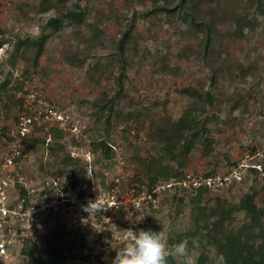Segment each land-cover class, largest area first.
Returning a JSON list of instances; mask_svg holds the SVG:
<instances>
[{"label": "rangeland", "instance_id": "1", "mask_svg": "<svg viewBox=\"0 0 264 264\" xmlns=\"http://www.w3.org/2000/svg\"><path fill=\"white\" fill-rule=\"evenodd\" d=\"M54 1L67 4L68 8L77 2ZM158 1L162 3L164 0ZM43 4L46 5L44 0H0V30L5 33L1 37L12 39L19 34L22 38H37L41 34L40 24L53 14L52 11L40 14V5ZM157 5L153 0L83 1L82 6L89 10L86 22L103 30L100 39L91 41L89 24L79 28L65 26L46 39L45 53L37 67H33L30 50L27 54L30 60L17 62L11 86H22V90L10 92L11 101L0 97V128L6 139L16 131L22 117L39 119L50 109L65 119L62 126H59L60 120L50 119L43 120L41 126L33 124L20 146L24 152L21 163L27 177L28 205L39 209L34 243L41 248H46L50 241L57 243L69 257L67 264H111L116 255L115 248L125 243L117 230L131 228L138 232L146 230V226L153 232H164L169 250L172 245L188 240L189 251L196 257L197 264H214L218 242L238 233L257 248L261 245L255 235L257 229H252L249 216L241 211L239 205L246 194L255 193L257 206L260 209L264 207L262 16H259L253 33L246 31V38L226 36L221 43L226 56L224 66L234 71H238L240 65L251 69L248 75H227L212 90L220 101L215 109L216 118L213 119L209 113L207 119L208 135L214 140L213 151L205 156L201 147L198 148L191 156L186 172L195 178L206 177V173L223 175L244 161L260 164L263 171L256 174L251 169L242 183L221 193L207 192L197 203L193 202L197 190L185 189L181 185L169 188L157 194L158 204L144 203L142 210L134 212L129 193L132 190L141 193L153 191L141 185L143 177L136 161V158L150 161L158 157L157 146L148 138L149 126L164 115L177 120L190 106L191 100L179 94L178 90L188 86L210 89V68L197 54L199 41L183 33L186 23L166 12L141 18L143 13ZM228 6V9L236 8L231 4ZM134 13L137 17L133 19ZM132 20L137 30L133 36L136 50L129 55L124 93L109 122L114 157L108 160L91 151L99 129L106 128L105 117L108 115L99 112L93 102L105 97L112 99L116 93L118 73L114 53L124 26ZM218 28L223 33L230 29V25L219 22ZM186 45H192V49L187 50L190 58H176ZM11 48L12 45L8 44L0 50V61L8 58ZM168 52L173 55L166 56L165 60L163 56ZM71 54L83 59V66L76 67L67 62L65 57ZM164 62L171 69L180 67L178 73L162 72L160 68ZM9 72V66L4 68L0 65V84L7 79ZM240 95H248L249 111L245 114L240 111L230 113L233 101ZM19 99H23L22 109L17 102ZM134 101H138L136 108L142 114L139 125L129 124L124 119ZM164 102H167L165 106H156ZM117 112L121 113L120 120ZM41 127L44 131L40 130ZM51 128L65 131L59 145L47 139L45 144L29 147L38 138L46 137ZM52 147L56 150L53 151ZM68 156L74 164H67ZM22 188L18 184L13 191ZM61 193L71 202L66 203L67 206L60 204L57 212H48L51 202L61 198ZM97 198L105 210L88 218L81 206ZM217 212L224 219L214 227ZM194 239L198 240L199 248L193 249L191 241ZM217 239L219 241H215ZM21 250L16 244L10 258L0 260V264H32ZM168 264H180V258L170 256Z\"/></svg>", "mask_w": 264, "mask_h": 264}, {"label": "trees", "instance_id": "2", "mask_svg": "<svg viewBox=\"0 0 264 264\" xmlns=\"http://www.w3.org/2000/svg\"><path fill=\"white\" fill-rule=\"evenodd\" d=\"M83 1L91 0H77L71 8H68L67 4H60L54 0H44L46 5H40L39 13L44 14L52 11L53 14L46 22L40 24L41 34L37 38H22L17 34L15 38L6 39L1 37L5 33L0 30V48H4L8 44L10 46L12 45V48L8 50V58L0 61V65L4 66V68L6 66L10 67L9 76L0 84V97L4 96V98L11 101L12 92L22 90V86H11V80L17 62L22 59L30 60L27 57L29 50L32 52L31 61L33 67H37L45 53L47 38L59 33L65 26L70 25L79 28L89 24L86 22L89 10L87 6H82ZM153 1L157 2L158 5L152 10L143 13L141 18L147 19L150 16H156L166 12L169 16H176L181 22L186 23V31H183V33L186 32L193 39L195 38L199 41L200 49L197 54L200 55L201 60L210 68L208 78L210 89H205L203 86L199 88L188 86L178 90L177 92L179 94L191 100L190 106L177 120H173L172 117L164 115L149 126L148 138L151 143L157 146L158 157L150 161L143 158H136V161L139 163L143 177L141 185L150 191L155 189L159 184L163 183L166 185L173 180L179 181L180 179L186 178L189 174L186 170L189 166L191 156L199 150L198 148L201 147L205 156L213 151L212 144L214 140L208 135L210 130L207 119H209V113H212L213 119L216 118L215 109L219 106L220 101L217 100L216 93L212 90L227 75L234 74V77H239V74L248 75L251 69V67L246 68L240 65L238 71H234V69L231 70L227 66H224L223 62L226 61V56L221 48V43L226 36L235 39L246 38V31L249 30L253 33L256 30L259 16L264 17V0H164L162 3L158 0ZM229 4L236 8L228 9ZM134 17H137L135 13L133 19ZM219 22L228 23L231 30L228 29L223 33L220 32L218 28ZM88 30L91 32V41L97 42L102 36L103 30L98 26H93L91 22ZM136 31L134 20H132L124 26L121 36L117 41L114 56L118 75L115 78L116 93L114 97L112 99L105 97L104 99L93 102L94 106L99 109V112H106L108 115H106L107 118L105 117V120H107L106 128L99 129V136L92 143L91 151L95 155L101 154L108 160L114 157V146L110 140L109 122L113 118L111 115L114 113L118 100L124 93L125 79L127 78L126 73L129 66V55L136 50L133 42V36ZM189 49H192V45H186L182 50L180 49L181 51L177 53L176 58L180 60L190 58L191 55L187 54V50ZM172 55V52H168L163 58L166 60V56ZM65 58L73 66H83L84 61L77 54L66 55ZM172 68L164 62L160 69L165 73L174 71L177 74L180 67L175 66ZM23 78H25L24 75ZM10 92L12 93L11 95H9ZM246 96L248 97V95H240L233 101L230 107V113L240 111L242 114H245L249 111L250 104ZM17 102H19L20 109H22L23 99H19ZM137 103L138 101H134V105L129 107L130 110L127 116L124 117L129 124L131 122H134L136 125L141 123L140 118L142 114L136 108ZM166 104L167 102H164L163 105H159L158 103L156 106H165ZM120 114V112L116 113L119 120L121 119ZM129 124L127 125L130 126ZM135 129L137 130V127ZM40 130L44 131V127H41ZM88 131L90 132L89 129ZM2 135L5 137L4 133ZM65 135L63 129L51 128L46 133V137L38 138L29 147L35 148L39 144H45L47 139L59 145ZM52 150L55 151L56 149L52 147ZM68 157L69 161H67V164H74L73 159L71 160V157ZM252 172L261 174L257 170H252ZM213 175L217 174L206 173V177ZM207 192L213 193L207 188L198 189L195 198H193V202H199L203 194ZM23 193L25 194V191ZM255 199V193L246 194L241 200L239 208L249 216L252 229H257L255 235L257 240L261 241V245L258 248L252 245L250 243L251 241L242 233L228 236L223 241L215 240L219 241L218 254L224 255L227 264H264V207L260 209ZM218 205L220 206V203ZM231 211L232 209H229V212ZM215 213L216 211H214ZM216 215L218 217L213 223L214 227L221 224L224 219L221 213L217 212ZM149 229V226H146V230ZM21 253L27 256L32 261V264H67L69 259L65 250L59 248L57 243L51 241L48 242L46 248H41L35 243L26 244L22 247ZM72 258L75 259V257Z\"/></svg>", "mask_w": 264, "mask_h": 264}, {"label": "built area", "instance_id": "3", "mask_svg": "<svg viewBox=\"0 0 264 264\" xmlns=\"http://www.w3.org/2000/svg\"><path fill=\"white\" fill-rule=\"evenodd\" d=\"M56 113L48 109L44 116L41 114L42 117H39V119L32 116L22 117L16 131L8 135L9 138L7 139L3 137L0 128V260L9 259L12 254L11 250L16 244H19L22 248L26 243H34L35 241L38 232H36L35 226L38 221L39 209L28 205L29 189H27V177L22 171L21 160L24 152L20 143L30 134L33 124L41 126L43 120L50 119L51 121L60 120L59 126H62L65 119L61 115H56ZM251 169L259 172L263 171L260 164L253 165L244 161L227 174L199 178L187 175L186 178L178 182L173 181L166 185L160 184L152 192L145 191L141 193L132 190L129 193V199L133 203L134 212L136 213L143 209L144 203L151 206L158 204L157 194L159 192L169 188L174 189L180 185L185 189L207 188L211 192L221 193L242 183ZM18 184L22 185L23 188L14 192L15 185ZM61 194V198L59 197L57 201L51 202L48 212H57L60 204L67 206L66 203L71 202L69 199L64 198L63 193ZM132 214H134L133 211Z\"/></svg>", "mask_w": 264, "mask_h": 264}, {"label": "clouds", "instance_id": "4", "mask_svg": "<svg viewBox=\"0 0 264 264\" xmlns=\"http://www.w3.org/2000/svg\"><path fill=\"white\" fill-rule=\"evenodd\" d=\"M81 210L88 214V218L102 210H105L99 198L95 201L89 200L81 206ZM117 233L124 240V245L115 248L116 255L111 260V264H168V258H180V264H197V259L189 251V241L184 240L172 245L169 250L165 242L164 232H153L151 230L133 231L131 228L117 230ZM193 249L199 248L198 240L191 241ZM214 264H227L223 254L214 257Z\"/></svg>", "mask_w": 264, "mask_h": 264}]
</instances>
